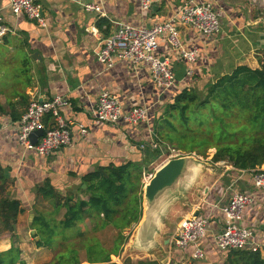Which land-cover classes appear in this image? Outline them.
<instances>
[{
    "label": "crops",
    "instance_id": "0c3cea01",
    "mask_svg": "<svg viewBox=\"0 0 264 264\" xmlns=\"http://www.w3.org/2000/svg\"><path fill=\"white\" fill-rule=\"evenodd\" d=\"M195 1L209 4L219 13L220 29L206 35L175 19L185 47L198 49L195 62L174 51L165 34L159 36L156 52L169 61L176 75L175 85L163 91L154 83L148 63L135 68L123 60L107 68L98 60L96 52L103 38L113 33L117 22L152 27L174 18L180 7L179 0H157L148 10L141 8L139 0H35L41 5L44 25L25 14H15L8 0H0V13L12 29L0 40V163L9 179L5 195L20 200L23 209L15 232L0 234V250L18 246L21 250L18 264H47L54 256L50 248L37 246V239L33 244L27 242L26 227L33 229L37 214L61 220L66 213V207L56 210L52 200L39 195L40 186L50 184L62 195L74 193L87 199L89 194L80 190L87 188L82 186L86 174L128 161L143 164L146 169L148 163L159 157L155 159L147 154L156 136L157 118L178 92L190 87L205 93L209 85L239 65L260 66L264 57V0ZM91 2L101 5L103 14L86 10L84 4ZM101 18L109 21L108 32L99 28ZM92 28L98 33H93ZM189 70L193 71L191 75ZM103 91L115 95L124 111L133 106L147 107L148 121L135 125L123 119L117 123L100 121L93 111ZM55 96H62L68 102L61 107V114L71 122V143L50 156L24 149L19 145L18 131L30 101ZM44 121L49 126L53 118L47 115ZM81 124L87 128L86 134L81 132ZM214 154L207 159L212 160ZM147 157L152 161L147 162ZM215 165L203 178L192 205L176 208L163 229L160 239H169L165 248L169 261L177 264L225 262L227 251L217 247L215 234L224 223L219 205L227 203L234 191L251 196L242 224L256 229V240L264 243V189L255 186L250 170L233 167L225 161ZM192 213L208 219V234L201 244H213L215 248L211 252L219 251L204 262L193 258L192 245L181 249L174 242L179 222ZM83 223L89 225V220ZM82 254L80 264H89L86 254Z\"/></svg>",
    "mask_w": 264,
    "mask_h": 264
},
{
    "label": "trees",
    "instance_id": "16d2710c",
    "mask_svg": "<svg viewBox=\"0 0 264 264\" xmlns=\"http://www.w3.org/2000/svg\"><path fill=\"white\" fill-rule=\"evenodd\" d=\"M98 26L108 32L110 23L101 18ZM155 133L167 150L174 148L207 157L208 150L216 148L214 163L226 161L245 170L264 164V57L257 68L243 64L221 76L207 87L203 97L194 88H183L165 105L157 118ZM161 152L155 151V155L158 157ZM145 171L143 164L133 161L92 171L83 177L87 188L80 189L89 194L87 199L74 193L62 195L50 184L40 186L39 195L52 200L56 210L66 207L61 220L44 213L34 218L36 245L54 251L47 264H80L82 250L91 264H118L111 261V256L120 255L129 238L124 231L137 225L143 215ZM8 181L0 163V234L14 233L18 215L23 211L20 200L5 195ZM86 219L91 223L90 229L79 225ZM109 225L118 230L112 247L103 244L97 235ZM20 255L21 250L15 245L0 250V264H18ZM133 264L160 263L141 259ZM223 264H264V258L251 250H229Z\"/></svg>",
    "mask_w": 264,
    "mask_h": 264
},
{
    "label": "built area",
    "instance_id": "2783aa9c",
    "mask_svg": "<svg viewBox=\"0 0 264 264\" xmlns=\"http://www.w3.org/2000/svg\"><path fill=\"white\" fill-rule=\"evenodd\" d=\"M8 1L15 14H25L30 19L45 24L41 5L37 4L35 0ZM139 1L141 8L148 10L157 0ZM179 1L180 7L174 18L152 27L117 22L113 33L103 38L101 46L96 52L98 60L107 68L113 67L117 61L123 60L128 61L135 68L141 63H148L154 83L158 88L166 91L174 86L176 75L169 61L156 52L159 36L165 34L174 51H178L184 59L195 62L198 49L185 47L180 31L175 25V19H180L186 25L193 26L206 35H213L219 31L221 26L219 13L211 5L198 3L195 0ZM84 7L86 10L103 14L101 5L96 2L85 3ZM11 31V27L0 13V40ZM92 32L97 34L98 30L92 28ZM192 73L193 71L189 70V74ZM66 104L68 102L62 96L48 99L33 98L20 120L19 145L26 150L44 156H50L55 151L69 145L72 141L71 122L61 114V107ZM93 113L97 119L106 123H117L123 119L129 124L135 125L148 121L147 107L133 106L130 110L124 111L119 99L109 91L99 94ZM47 115L53 118V123L49 126L44 121ZM80 127L81 132L86 134L87 128L83 124ZM38 129H43L44 133L34 143L30 135ZM141 147L144 149L146 145L143 144ZM150 149L153 152L162 150L159 156H164L165 161L172 157L189 154L174 148L165 149L156 136L150 144ZM231 166L234 167L232 164ZM249 170L252 173L255 186L264 189V164ZM251 202L252 198L246 192L234 191L227 203L219 205L224 215V223L223 227L215 234V241L217 247L222 250H251L259 252L264 258V243L256 240V229L242 224L243 213ZM207 234L208 219L192 213L179 222L174 242L181 249L192 245L193 258L201 261L206 254L201 240Z\"/></svg>",
    "mask_w": 264,
    "mask_h": 264
},
{
    "label": "water",
    "instance_id": "95a60500",
    "mask_svg": "<svg viewBox=\"0 0 264 264\" xmlns=\"http://www.w3.org/2000/svg\"><path fill=\"white\" fill-rule=\"evenodd\" d=\"M43 133V129H38L32 132L30 137L36 143ZM147 154L157 158L151 150L147 151ZM214 167L215 163L196 153L164 161L143 185V215L134 229L129 250L133 248L150 256L159 255V252L163 251L160 236L163 235L164 227L170 223L175 209L192 205L193 197L198 193L203 178ZM102 172L107 176L105 171ZM82 186L86 188L87 184L84 183ZM35 232L33 229L32 233ZM163 242L168 244L169 239ZM161 261L162 263L169 261L167 253ZM169 264L177 262L170 260Z\"/></svg>",
    "mask_w": 264,
    "mask_h": 264
},
{
    "label": "rangeland",
    "instance_id": "374dc122",
    "mask_svg": "<svg viewBox=\"0 0 264 264\" xmlns=\"http://www.w3.org/2000/svg\"><path fill=\"white\" fill-rule=\"evenodd\" d=\"M205 95V93H202L200 92V97H203ZM220 110H223L222 108L219 107ZM238 120H239V117H238ZM214 151L215 148H211L208 150L207 152V157H204L205 159L209 158L211 155V153H215ZM147 162H150L152 161L151 158H146ZM210 160V159H208ZM165 161V157L164 156H159L154 162L152 163H148V165L146 166V172H145V175H143V179H142V182H143V185L150 179V177L153 175V173L155 172V170ZM212 163H214L212 160H210ZM216 164V163H215ZM216 166V165H215ZM215 168V167H214ZM217 168V167H216ZM59 217V216H58ZM81 226V228L83 229H90L91 227V223L89 221V225L87 223H80L79 224ZM136 225L134 224L132 227L130 228H127L124 233L125 235L129 236L128 238V241L126 242V244L123 246L121 252H120V255L119 256H116V255H112L111 256V261L112 262H116L118 264H128L129 262V259L131 260L130 263H137L139 260L143 259V260H147L149 259L150 257L152 259H156L159 261V263L161 264L162 263V259L165 257L166 255V251H165V248H166V244L163 242V240H161V245H162V249L163 251L159 252L158 254L159 255H154V256H150L148 254H146L145 252H141L139 250H136V249H131V251L129 250L130 249V246L129 244L131 243V240H132V236L134 234V229H135ZM30 227H26V237H27V242L30 243V244H33L34 242V239H36V237H34V234L32 233V230L30 231ZM98 237L100 238V240L103 242V244H105L107 247H112L113 245V242L116 238V236L118 235V230L116 228H114L113 226L109 225L108 227H106L105 229L99 231L97 233ZM211 237H207L206 241L207 243L209 244V239ZM205 246V251H206V254L208 253V255L206 256L207 258H203V262L206 261L207 259L210 258V256L214 253H217L219 254V251L215 250V251H212L211 252V249L212 248H215L212 244V246H206V244L204 245ZM54 249H56L54 247ZM51 251L53 252L54 254V251L51 249ZM81 253H85L84 250L81 251ZM82 254V255H83ZM83 257V256H82ZM91 264V263H89ZM166 264V263H165Z\"/></svg>",
    "mask_w": 264,
    "mask_h": 264
}]
</instances>
